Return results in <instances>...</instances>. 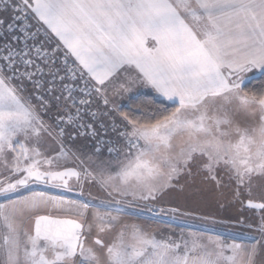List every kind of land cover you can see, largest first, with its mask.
Listing matches in <instances>:
<instances>
[{"label":"snow or ice","instance_id":"6c2138e0","mask_svg":"<svg viewBox=\"0 0 264 264\" xmlns=\"http://www.w3.org/2000/svg\"><path fill=\"white\" fill-rule=\"evenodd\" d=\"M254 70L264 0H0V264H264Z\"/></svg>","mask_w":264,"mask_h":264},{"label":"rangeland","instance_id":"374dc122","mask_svg":"<svg viewBox=\"0 0 264 264\" xmlns=\"http://www.w3.org/2000/svg\"><path fill=\"white\" fill-rule=\"evenodd\" d=\"M225 215L226 214L221 212L220 215L217 216V219L221 220V217ZM189 224L193 230L207 231L209 234H218L227 238L238 236L240 234L239 227L235 225L234 222L229 223L227 220H222L221 222L215 224L196 220L189 222Z\"/></svg>","mask_w":264,"mask_h":264},{"label":"trees","instance_id":"16d2710c","mask_svg":"<svg viewBox=\"0 0 264 264\" xmlns=\"http://www.w3.org/2000/svg\"><path fill=\"white\" fill-rule=\"evenodd\" d=\"M261 83H264V76H262L261 74L254 77V79H252L250 82H249V86L250 87H259V85Z\"/></svg>","mask_w":264,"mask_h":264},{"label":"crops","instance_id":"0c3cea01","mask_svg":"<svg viewBox=\"0 0 264 264\" xmlns=\"http://www.w3.org/2000/svg\"><path fill=\"white\" fill-rule=\"evenodd\" d=\"M258 75H260V72L259 71H255V77L258 76ZM249 76H252V73H249Z\"/></svg>","mask_w":264,"mask_h":264}]
</instances>
